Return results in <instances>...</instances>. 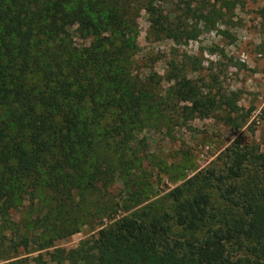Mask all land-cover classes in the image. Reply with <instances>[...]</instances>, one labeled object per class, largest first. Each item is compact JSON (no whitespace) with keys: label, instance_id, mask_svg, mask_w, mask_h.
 <instances>
[{"label":"trees","instance_id":"1","mask_svg":"<svg viewBox=\"0 0 264 264\" xmlns=\"http://www.w3.org/2000/svg\"><path fill=\"white\" fill-rule=\"evenodd\" d=\"M159 1L0 0V215L36 187L51 190L55 204L35 220L38 250L77 232L89 213L112 210L115 203L97 204L90 192L131 180L132 131L156 111L148 78L133 73L138 10L174 42L201 31L170 20ZM220 14L200 11L196 24L214 29ZM171 72L168 97L191 103L189 113L201 117L226 106L236 122V92L202 98L190 78ZM223 157V169L192 175L164 203L113 217L77 247L48 252L49 260L264 264V144L235 141Z\"/></svg>","mask_w":264,"mask_h":264},{"label":"rangeland","instance_id":"2","mask_svg":"<svg viewBox=\"0 0 264 264\" xmlns=\"http://www.w3.org/2000/svg\"><path fill=\"white\" fill-rule=\"evenodd\" d=\"M155 6L180 27L198 25L201 31L196 39L177 43L155 33L146 11L138 10L133 73L148 78L157 106L148 123L132 131L129 145L136 159L129 168L131 180L116 179L106 191L90 192L89 199L97 204L115 203L112 210L89 213L80 219L77 232L41 250L35 220L44 217L55 201L46 187L26 192L4 217L0 215V264H52L48 252L54 248H75L113 217L162 204L173 187L192 175L212 167L223 169L225 148L235 141L241 146H263L264 0H164ZM211 9L221 12L215 28L207 29L203 21L196 24L195 14ZM178 70L200 88L202 98L236 92L240 110L232 116L238 126L226 106L201 117L189 113L191 103L168 97L172 84L168 77ZM75 197L79 198L77 193ZM21 237H27V245Z\"/></svg>","mask_w":264,"mask_h":264}]
</instances>
